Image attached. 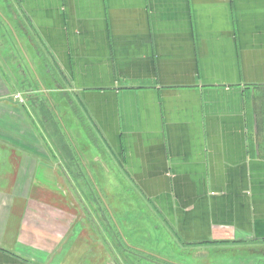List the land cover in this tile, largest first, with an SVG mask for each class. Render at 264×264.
I'll use <instances>...</instances> for the list:
<instances>
[{
    "label": "crops",
    "instance_id": "obj_1",
    "mask_svg": "<svg viewBox=\"0 0 264 264\" xmlns=\"http://www.w3.org/2000/svg\"><path fill=\"white\" fill-rule=\"evenodd\" d=\"M17 1L59 69L74 125L88 126L103 145L102 177L127 181L168 235L156 240L202 258L228 245L264 250V0ZM2 87L0 264L125 263L131 245L113 226L134 228L130 213L106 236L83 235L65 206L35 200L46 164L57 161L50 172L58 182L92 173L82 176L72 140L46 141V157L35 152L19 128L13 84L10 94ZM68 146L73 154L61 150ZM63 188L50 190L64 202ZM163 251L136 253L172 261Z\"/></svg>",
    "mask_w": 264,
    "mask_h": 264
},
{
    "label": "rangeland",
    "instance_id": "obj_2",
    "mask_svg": "<svg viewBox=\"0 0 264 264\" xmlns=\"http://www.w3.org/2000/svg\"><path fill=\"white\" fill-rule=\"evenodd\" d=\"M20 7L21 5L17 0H0V74L4 80L3 84L0 82V88L3 85L5 86L2 87L3 91L11 93L13 91L10 85L13 84L16 90L14 100L18 103L16 105L19 107L18 113L21 116L19 118V128L24 131V135L27 134L23 139L32 140L33 144H35V152H39L45 157L46 154L49 155L46 141L59 145L60 141L69 143L68 141L72 140L86 160L94 161L98 157V163L94 164L99 167V170L105 171L109 162L108 156L103 151L102 143L96 139L94 133L89 131L88 126H85L82 130L74 125L76 121L75 113L68 100L61 96L62 92L58 89L57 75L59 74V69L56 67V63H53L48 57L49 53H46L44 40L38 35L36 29L32 27L30 20H27L21 13ZM11 12H17L18 18L9 17ZM77 123L79 124L80 122L77 120ZM59 137L61 139H58ZM70 146L65 149V152L73 154L74 149ZM55 147L52 150L57 156L60 149L57 145ZM56 163L57 161L51 166L46 164L45 173L40 175V178L38 176L35 181L36 186L44 184V187H36L34 189L35 200H42L47 203L46 205L52 202L62 204V201L57 200L59 199L57 194L50 190L58 188L60 184L53 179L54 177L50 172L51 168L57 167ZM85 167L89 168L90 165ZM84 170L85 168L82 176L85 175ZM103 178H106L105 175ZM73 182L71 183L73 184ZM85 182L90 186V189L91 187L93 188V183L90 180L88 181L87 179ZM96 183L102 193V197L107 201L111 198V190H116L115 188L121 184H124L127 188L129 187L127 181L122 180L105 179L103 189L99 186L102 181L96 180ZM94 192L93 190L91 199L85 198L86 196L83 197L84 202L88 204L89 210H92L89 207L90 202H96L98 205L99 203L100 205L102 204L99 196H97L98 194ZM126 207L123 208L121 206L116 212L115 218L122 221V218L124 216L127 217V214L130 213L134 228L124 230L122 222H120V231L115 225L113 226V231L118 241L123 243L124 238H128L127 242L131 245V251L124 249L128 253L129 259H126L125 263L120 261L121 264H158L149 255L138 256L136 252L139 250L151 253L164 250L163 258L173 259L172 261L177 264H224L222 258L235 255L244 259H251L254 256L251 250L254 249L261 252L262 249L259 248H263L261 246L250 247V245L241 247L237 245L236 248H233L235 245H228L225 249L213 251V254L209 257L205 255L206 258H202V254H199L200 256L198 257L200 258H198L196 257L197 255L193 256L190 250L183 249L178 244H164L158 239L156 240V236L167 237L166 231L162 227L158 230L154 229L149 220H145V222L140 220L139 217L142 213L138 211L136 205H126ZM93 219H91V223L95 230L106 236V230L101 221L105 219L112 227L111 219L107 215H104V219L100 218V221L96 219L97 223ZM122 235L125 237L123 238ZM123 245H121L122 248L125 246ZM258 257H263L258 264H264V256L259 255Z\"/></svg>",
    "mask_w": 264,
    "mask_h": 264
},
{
    "label": "flooded vegetation",
    "instance_id": "obj_3",
    "mask_svg": "<svg viewBox=\"0 0 264 264\" xmlns=\"http://www.w3.org/2000/svg\"><path fill=\"white\" fill-rule=\"evenodd\" d=\"M15 36H16V34H15ZM59 139H61V138L59 137ZM61 150L65 151L64 148H62ZM59 151L60 150H58V153H59ZM77 159L79 161L80 160L82 161V159H83V164L90 165L89 168L85 167L87 165H84L83 169L85 168L84 171H85L86 175H88L87 170L92 173L93 177H91L92 175L89 174L87 179H88V181L90 180L93 183V188L91 187V189H90V186L85 182V180H87V179H85V180L84 179H73V180H67L66 183L64 181H60L59 183H61V185L64 187L63 189H66L70 192L69 196L64 197L65 200H64V202L62 201V205L65 206L68 210H70L73 217L76 220H78L77 227L82 226V228H83L82 234L83 235L91 234V233L93 235H103L101 232L98 233L92 224L90 225V221L92 218H94L93 220L96 221V219H98V220L100 218L104 219V215L105 216L107 215L111 219L112 222L117 221V218H115L116 212H118V210H119V209H117V207H118L117 203H116L117 200L119 201V204H120L119 207L122 206L123 208L124 207L127 208L126 205H131V206L136 205V207L138 208V211H140L144 216H146L148 218V220L152 223V225L155 229L156 226H155L154 219L152 217H150L148 214H144L145 210L139 205L141 203H140V201H138V197L134 194L133 191L131 192L127 187H125L124 184H121L119 187L115 188L116 190H114L117 194L111 195L110 196L111 198H109L107 201L104 197H102V193L100 192V189L98 188V184L96 183V180L102 181L101 185H99L101 188L105 184V179L102 177V175L99 171V167L95 166L94 163H91L90 160H86L83 156H82V158L77 156ZM69 161H71L73 163L74 159L72 158ZM72 167H73V165H72ZM72 181H74L73 184L71 183ZM81 181H83V182H81ZM118 188H121V189H118ZM92 189L95 191L94 193L98 194L97 196H99L100 202H102V204H101L102 206L100 205V203L98 205L96 202H90L89 207L92 210H89L87 207L88 204H86L84 202L83 197L86 196L85 198L91 199V197H92L91 195L93 194ZM111 192H112V190H111ZM124 193H125V195H124ZM126 193H128V194H126ZM127 196H129V197H127ZM104 207H106V208H104ZM93 214H94V216H93ZM101 222L103 223V227L106 230V234L107 233L110 234V230H111L110 223H108V221H106L105 219L102 220ZM96 223H97V221H96ZM85 225H87V228ZM89 226H91V227L88 228ZM166 244H168V243H166ZM155 262H157L158 264H177L175 261H171V260L169 261L167 259L156 260Z\"/></svg>",
    "mask_w": 264,
    "mask_h": 264
},
{
    "label": "water",
    "instance_id": "obj_4",
    "mask_svg": "<svg viewBox=\"0 0 264 264\" xmlns=\"http://www.w3.org/2000/svg\"><path fill=\"white\" fill-rule=\"evenodd\" d=\"M252 251V253L254 254V255H257V256H264V250H261V252L260 251H257V250H251Z\"/></svg>",
    "mask_w": 264,
    "mask_h": 264
},
{
    "label": "trees",
    "instance_id": "obj_5",
    "mask_svg": "<svg viewBox=\"0 0 264 264\" xmlns=\"http://www.w3.org/2000/svg\"><path fill=\"white\" fill-rule=\"evenodd\" d=\"M59 139V138H58Z\"/></svg>",
    "mask_w": 264,
    "mask_h": 264
}]
</instances>
